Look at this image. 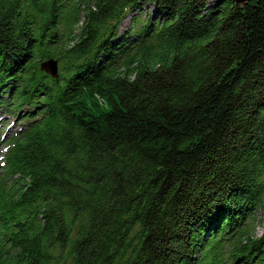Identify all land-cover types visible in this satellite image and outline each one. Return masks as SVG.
Wrapping results in <instances>:
<instances>
[{
  "label": "trees",
  "instance_id": "obj_1",
  "mask_svg": "<svg viewBox=\"0 0 264 264\" xmlns=\"http://www.w3.org/2000/svg\"><path fill=\"white\" fill-rule=\"evenodd\" d=\"M26 105L0 264H264V0H0V108Z\"/></svg>",
  "mask_w": 264,
  "mask_h": 264
},
{
  "label": "rangeland",
  "instance_id": "obj_2",
  "mask_svg": "<svg viewBox=\"0 0 264 264\" xmlns=\"http://www.w3.org/2000/svg\"><path fill=\"white\" fill-rule=\"evenodd\" d=\"M80 9H83V6H79ZM151 12V9H150ZM130 17V16H129ZM129 17L123 21L120 33L125 31L129 27ZM84 18L82 15L77 16L75 19H72V22L75 23L73 28L77 31L83 24ZM32 108L30 105L22 107V109L15 113V118L12 116H6V113L3 109L0 108V174L3 176L5 163L4 158H6V146H7V137H11L15 134L16 131L23 125V121H20L26 112H31ZM5 156V157H4ZM247 236H251L256 239L264 232V206L257 209L254 212L253 217L248 221L247 226L245 227ZM246 239L242 240V243H245Z\"/></svg>",
  "mask_w": 264,
  "mask_h": 264
},
{
  "label": "bare ground",
  "instance_id": "obj_3",
  "mask_svg": "<svg viewBox=\"0 0 264 264\" xmlns=\"http://www.w3.org/2000/svg\"><path fill=\"white\" fill-rule=\"evenodd\" d=\"M50 61H52V63L53 62H55L56 63V72H55V74L54 75H52L50 72H47L45 69H42V66H43V64H46L47 62H50ZM55 65V64H54ZM60 65H61V62L57 59V58H48V59H44V60H41V61H39L38 62V64H37V68H38V71L39 72H41V73H43L45 76H47V77H49V78H51V79H55V78H57V75H59V73H60ZM2 178V176H1V174H0V179ZM264 206V205H263ZM262 206V207H263ZM259 209V208H258ZM256 211V210H255ZM255 211H253L249 216H248V218H247V220H246V222H245V225L244 226H247V223H248V221L253 217V215H254V212ZM264 233V232H263ZM262 233V234H263ZM261 234V235H262ZM260 235V236H261ZM251 239H254V238H252L251 236H249ZM246 239V238H245ZM248 241V239H246L244 242L245 243H243V244H246V243H248L247 242Z\"/></svg>",
  "mask_w": 264,
  "mask_h": 264
},
{
  "label": "water",
  "instance_id": "obj_4",
  "mask_svg": "<svg viewBox=\"0 0 264 264\" xmlns=\"http://www.w3.org/2000/svg\"><path fill=\"white\" fill-rule=\"evenodd\" d=\"M231 1H233L236 6H243L250 0H231ZM42 69H45L47 72H50L52 75H54L56 72V63L55 62L52 63V61L47 62L46 64H43Z\"/></svg>",
  "mask_w": 264,
  "mask_h": 264
}]
</instances>
